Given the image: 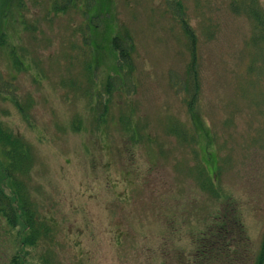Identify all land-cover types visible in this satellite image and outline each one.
Listing matches in <instances>:
<instances>
[{
    "label": "rangeland",
    "instance_id": "rangeland-1",
    "mask_svg": "<svg viewBox=\"0 0 264 264\" xmlns=\"http://www.w3.org/2000/svg\"><path fill=\"white\" fill-rule=\"evenodd\" d=\"M173 1L75 0L56 11L55 0H0V128L30 146L25 186L53 227L52 241L26 248L37 264H194L196 237L224 199L246 241L212 264H257L264 62L253 23L232 12L233 0H180L197 36L200 92L190 112L182 88L192 53ZM119 26L134 40L136 88L108 93V79L126 75L112 48ZM195 151L222 198L201 186ZM5 162L0 148L10 195ZM1 224L0 264H10L21 230Z\"/></svg>",
    "mask_w": 264,
    "mask_h": 264
},
{
    "label": "trees",
    "instance_id": "trees-1",
    "mask_svg": "<svg viewBox=\"0 0 264 264\" xmlns=\"http://www.w3.org/2000/svg\"><path fill=\"white\" fill-rule=\"evenodd\" d=\"M74 1L55 0V10L65 11L74 4ZM230 7L233 13L243 14L252 21V47L256 49L264 62V9L258 0H233ZM173 10L185 37L188 39L192 53L186 83L183 84L182 91L187 92V107L190 112H193L197 107L200 92L197 36L185 18L184 7L180 0L173 1ZM112 48L118 55V64L122 73L126 75L123 80L120 77L109 78L106 84L107 92L109 93L110 90L113 91L115 88H124L128 91L131 85V88L135 89L136 87L132 83L134 72L132 56L135 44L127 30L118 27V31L112 39ZM174 135L183 141L189 138V134L183 129H174ZM195 138L193 134L191 136L193 143L197 142ZM0 148L6 157L4 172L11 192L9 195L0 185V230L3 229L1 221H5V224L10 228L15 229L18 227L21 230L18 244L21 249L12 256L10 264H33V260L41 262L30 255L26 248H39L41 242L52 241L53 227L43 219L38 218L37 213L35 214L25 186L24 179L28 176L33 163L31 148L18 136L2 128H0ZM195 154L199 164L196 168V175L201 186L208 189L214 196L222 198L214 187L215 181L209 176L205 165L198 157V152L195 151ZM224 201L226 209L223 207L222 210L211 217V223L206 224L205 231L208 233L196 237L197 242H194L195 245L193 246L194 264L216 263L221 258L229 257V254L234 253L239 245L245 244V232L234 211L235 203L230 199H224ZM37 262L34 264H37ZM257 264H264V236Z\"/></svg>",
    "mask_w": 264,
    "mask_h": 264
}]
</instances>
